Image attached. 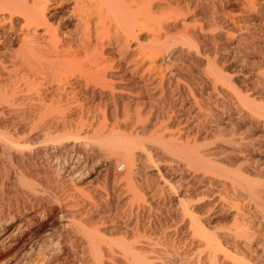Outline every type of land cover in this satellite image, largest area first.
Returning a JSON list of instances; mask_svg holds the SVG:
<instances>
[{"label":"bare ground","instance_id":"6f19581e","mask_svg":"<svg viewBox=\"0 0 264 264\" xmlns=\"http://www.w3.org/2000/svg\"><path fill=\"white\" fill-rule=\"evenodd\" d=\"M18 89L36 95L19 109ZM251 142L264 151V0H0V200L56 187L42 209L0 201L5 264H264ZM49 146L78 184L41 170ZM113 160L127 184L93 185ZM137 162L160 182L137 183Z\"/></svg>","mask_w":264,"mask_h":264},{"label":"rangeland","instance_id":"374dc122","mask_svg":"<svg viewBox=\"0 0 264 264\" xmlns=\"http://www.w3.org/2000/svg\"><path fill=\"white\" fill-rule=\"evenodd\" d=\"M50 5L52 6V4L49 2V9H50ZM49 11H50V10H49ZM140 41H141L140 39H137V40H135V41H132V42H131V46H133V45L136 46V44H138ZM164 59H165V61H168V57H167V55H165ZM238 75H239V74H238ZM238 75H237V76H238ZM240 75H241V74H240ZM234 76H235V75H234ZM16 91H17V90H16ZM16 91H15V93H16ZM20 91L23 92L22 90L18 89L17 94L14 93L16 96L13 95V97H16V99L12 97L13 100L15 99V101H16L15 106H17V109L20 108V106H19V108H18V105L21 104L20 102H22V104H24V103L26 104V102H24V101H25V99H26L27 97L30 98L31 95H34V97H36L35 93H32L33 91H31V90L28 91V92H30V93L26 92V93H28V94H25L26 97L24 96V93H25V92H23V96H24V97H23V96L21 95V92H20ZM19 93H20V94H19ZM18 94H19V95H18ZM17 95H18V96H21V97H19V98H21V99H22V97H23V99H22L23 101H21V99H20V101H19V100L17 99V98H18ZM28 95H29V96H28ZM13 102H14V101H13ZM13 102H12V103H13ZM25 104H24V105H25ZM23 108H25V107L22 106L21 109H23ZM177 115H178V116H177ZM180 115L182 116V115H184V114H182V113H179V114H178V113H177V114H176V117H180ZM167 123H168V122H167ZM171 123H172V122L168 123V125L166 124V126H168V128H169V127H170V128L173 127V126H171ZM182 125H183V126H181V125L179 126L180 129H182V130H180V131L178 130L179 128H177V130L173 128L174 130H176L175 132H178V131L181 132V131H182V134H184V132H185L184 130H185V128L187 127V125H185V123H183ZM181 127H183V128H181ZM174 130H173V132H174ZM43 133H44V131H43L41 134H43ZM54 136H55V135H54ZM54 136H53V137H54ZM43 141H44V140H43ZM45 143H46V139H45V142H44V143H43V142L41 143L42 147L47 146V145H45ZM46 144H47V143H46ZM246 144H247V143H246ZM248 144H249V146H248ZM248 144L246 145V148H247V147L250 148V146H251L252 150L256 149V148L254 147V142H253V143L251 142V143H248ZM255 144H256V143H255ZM251 148H250V149H251ZM263 148H264V147H263ZM48 149H49V150H48ZM48 149H47V150H48V154H49V155H47L48 158H46L45 156H43V157L41 156L42 158H39V159H40V162H41V163L43 162V163L41 164V166H42L41 170L44 171L45 168L50 167V169H51L53 172H55V174L57 175V179H60V178L63 179V178H64L63 180H65L66 182L69 181L68 184H70V183L73 182V181H74L73 183L78 184V182H79L78 179H79V178H77V180H75V179L72 180L71 177H70L71 172H70L69 169H68V165H69V166H72L73 164L75 165V163H74L75 161L73 162V161L67 160L68 163H67V164H66V163L64 164V160L62 159L63 162L60 160L61 162H59V163H58V166H57V162L54 161V160L52 159V157H51V156L53 155V154H51L52 151H50V150H52V147L50 148V146H49ZM254 151H255V150H254ZM260 151H261V150H259V151L257 150V151H255L254 153H256V152H260ZM57 152H60V154H61V152H63L64 154L66 153L65 151H57ZM262 152H264V151H262ZM262 152H261V153H256V154H259V156L256 155V154H255V155H256L257 157H260V156H263V157H264V153L262 154ZM180 153H181V152H180ZM180 153L177 154V155H174V154H176V153H173V155H171V156L173 157V158H172V160H173L172 167H174L175 169L177 168L176 170L179 171L178 174H179V173L181 174L180 169L182 168L181 171H183V167H184L185 172L188 171L189 169H191V166H189V165L187 164V165L189 166V167H188V166L186 165V163L188 162L186 159H188V157H189L188 155H189V154L186 155L187 153H185V152H182L181 154H180ZM183 153H184L185 155H182ZM58 154H59V153H58ZM137 154L140 156L139 152H138ZM261 154H262V155H261ZM56 155H57V153H56ZM61 155H62V154H61ZM65 155H67V154H65ZM65 155H64V156H65ZM86 155H87V157L89 156L90 158H91V156H92L91 153H90V151L88 152V150H87V154H86ZM179 155H180V156H179ZM67 156H68V155H67ZM67 156H65V158H66ZM184 156H186V157H184ZM187 156H188V157H187ZM89 157H88V158H89ZM44 158H46V159H45V160H42V159H44ZM47 159H49V160H47ZM174 159H175L176 161H175ZM184 159L186 160V162L184 161ZM189 159H190V158H189ZM41 160H42V161H41ZM45 161H46V162L48 161V162L46 163ZM53 161H54V162H53ZM113 161H114V162H107V163H106V164H108V168H107V169H108V172H107L106 174L104 173V174L100 177V179H95V176H94V177L92 176L93 178L91 177L89 181L91 182V180H92L91 183H92V184L94 183L93 185H96V184H97L98 186H101V187H103L104 185H109V186H110V185H114L116 182H114V181L111 180V179H112V175L117 173L116 175L120 174L121 176H122V175H123V176L121 177L122 179L120 178V181L117 182L116 184L119 183L118 185L121 184V185L125 186V185L127 184V182H126V179H125L124 175H125L126 170H127V165H126L125 163H123V162H119V161H118V162H117V161L115 162V160H113ZM71 162H72V163H71ZM177 162H178V164H177ZM109 163H110V164H109ZM176 164H177V165H176ZM189 164H191V163H190V160H189ZM43 165H44V166H43ZM59 165H60V166H59ZM65 165H66V166H65ZM117 165H118V166H117ZM169 165H171V163H170ZM173 165H174V166H173ZM54 166H55V167H54ZM185 166L188 167V169H187ZM51 167H52V168H51ZM56 167H57V170H55ZM138 167H140V168H139L140 170L138 169ZM141 167H142V164L137 162V164H136V166H135V168L137 169L136 172L138 173V174L136 173V178H135V181H136L137 183H139V184L141 185V183H142L141 181H143V180L145 181V178H146V177L144 178V176H145L146 174H147V176H149V177H150V176H151V177H155V178H152V179L149 178L150 181L152 180V181L155 182V181L157 180L155 183H157L158 181L160 182V178H159V177H160V174H158V172L156 171L157 169H154L153 167H150V168H153L154 170L148 168V169H149V172H148V169H147V172H148V173L145 172V173L143 174V175H144V176H143L142 173H141V172H143V170H141ZM185 168H186L187 170H186ZM59 170H60V171H59ZM162 170H163V169H162ZM162 170H161V172H162ZM155 171H156V172H155ZM69 172H70V173H69ZM59 173H60V174H59ZM139 173H140V174H139ZM149 173H150V174H149ZM156 174H157V175H156ZM139 175H140V176H139ZM61 176H62V177H61ZM138 176H139L140 178H138ZM142 176H143V177H142ZM166 176H167V175H166ZM59 177H60V178H59ZM65 177H66V178H65ZM157 177H158L159 180L157 179ZM49 178L53 179V177L50 176V175L48 176V178H45L44 175H41L40 177H36V179L38 180V184H39V185H37V186H38V190H37L36 192L31 193V197L29 196V195H30V192H29L28 190H26L27 192L25 193V190H24V193L22 192V194H24V195L26 194V196H23L22 194L19 195V197L21 196L20 199L24 197V198H23L24 200L22 199V202L25 201V202H23L24 204H27L28 201H29L28 203H33V204L37 203V204H35L36 209H37V208H38V209H42L43 206L46 205L45 202H47V201H44V200H46V199H50V198H51V195H52L51 191L53 192L54 189L56 188V187H55V184H53L54 182L52 183L53 180L51 181V179L49 180ZM142 178H143V180H142ZM70 179H71V180H70ZM108 179H109V180H108ZM155 179H156V180H155ZM168 179H169V178H168ZM46 180H47V181H46ZM58 181H59V180H58ZM122 181H123V182H122ZM144 181H143V183H144ZM125 182H126V184H125ZM140 182H141V183H140ZM73 183H72V184H73ZM143 183H142V184H143ZM17 184L19 185V183H17ZM46 184H47V185H46ZM11 187H12V188H11ZM13 187H15V185H14V186H10L11 189H13ZM16 187H17V186H16ZM19 188H20L21 191H22L23 188H22L21 186H19V187H17V188H14V189L12 190L13 193H12V191H10V195H11V196H10V197H11L10 199H12L14 203L17 202L16 204H12V205H14V206L11 207V205H9L10 203H13L10 199H8V200H10V202H9V201L7 200V198H5L6 200H4V203H5V202H6V203L4 204V206H3V201L0 200V201H1V205H2V207H4V209H6V208L9 209L10 207H11V208H15L16 206H18V205L20 204L19 202H21V200H19V197L17 198L19 201H17V199H16V197L18 196L17 193H19V192L16 193V190L19 189ZM40 188H41V189H40ZM45 188H46V189H45ZM53 188H54V189H53ZM167 189H168V188H166V190H165V191H166V192H165L166 196H167L168 193H169L168 196H169L173 201L175 200V201H174V204H176V199H177V198L173 195V193L168 192ZM43 190H44V191H43ZM14 191H15V192H14ZM169 191H170V190H169ZM42 192H43V193H42ZM45 192H46V193H45ZM182 192H183V190H179V194H181ZM41 193H42V194H41ZM14 194H16V195H14ZM32 194H33V197H32ZM12 195L15 196V197H13ZM27 195H28V198H29V200H28V198H27L28 201L25 200L26 197H27ZM37 195H38V197H37ZM43 196H44V197H43ZM168 196H167V197H168ZM40 199H42V200H40ZM30 200H32V201H30ZM34 200H35L36 202H35ZM7 201H8V202H7ZM22 202H21V204L19 205L20 207H21L22 204H23ZM34 202H35V203H34ZM42 202H44V203H42ZM8 203H9V204H8ZM38 203H40V205H38ZM24 204H23V205H24ZM44 204H45V205H44ZM1 205H0V207H1ZM8 205H9V206H8ZM38 206H39V207H38ZM40 206H41V207H40ZM176 206H177V207H176ZM176 206H175L174 209H175V210H176V209L178 210L179 207H178V205H176ZM2 207H1V208H2ZM5 207H6V208H5ZM8 207H9V208H8ZM231 216H232V215H231ZM229 220H231L230 217H229ZM259 240H260V239H259ZM1 251H2V249H0V252H1ZM2 260H3V256L1 255V256H0V264H1V263L5 264Z\"/></svg>","mask_w":264,"mask_h":264}]
</instances>
